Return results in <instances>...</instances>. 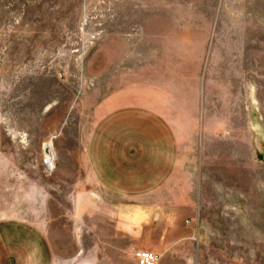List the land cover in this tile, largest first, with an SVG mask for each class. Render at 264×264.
Returning a JSON list of instances; mask_svg holds the SVG:
<instances>
[{"label": "rangeland", "instance_id": "rangeland-1", "mask_svg": "<svg viewBox=\"0 0 264 264\" xmlns=\"http://www.w3.org/2000/svg\"><path fill=\"white\" fill-rule=\"evenodd\" d=\"M134 248L264 264V0H0V264Z\"/></svg>", "mask_w": 264, "mask_h": 264}, {"label": "built area", "instance_id": "built-area-1", "mask_svg": "<svg viewBox=\"0 0 264 264\" xmlns=\"http://www.w3.org/2000/svg\"><path fill=\"white\" fill-rule=\"evenodd\" d=\"M134 252L138 264H156L160 259L156 251L134 248Z\"/></svg>", "mask_w": 264, "mask_h": 264}, {"label": "bare ground", "instance_id": "bare-ground-1", "mask_svg": "<svg viewBox=\"0 0 264 264\" xmlns=\"http://www.w3.org/2000/svg\"><path fill=\"white\" fill-rule=\"evenodd\" d=\"M53 140L52 138H49L45 151H46V156H47V162L49 167H53L54 163H55V151H54V147H53Z\"/></svg>", "mask_w": 264, "mask_h": 264}, {"label": "crops", "instance_id": "crops-1", "mask_svg": "<svg viewBox=\"0 0 264 264\" xmlns=\"http://www.w3.org/2000/svg\"><path fill=\"white\" fill-rule=\"evenodd\" d=\"M140 104H143V103H140ZM155 117V118H154ZM145 124H146V126L147 127H149V126H151L152 124V122H154V121H163L161 118L159 119V116H158V113L156 112V113H147V114H145ZM157 119H159V120H157ZM148 122V123H147Z\"/></svg>", "mask_w": 264, "mask_h": 264}]
</instances>
